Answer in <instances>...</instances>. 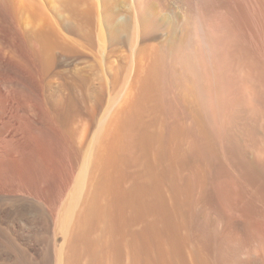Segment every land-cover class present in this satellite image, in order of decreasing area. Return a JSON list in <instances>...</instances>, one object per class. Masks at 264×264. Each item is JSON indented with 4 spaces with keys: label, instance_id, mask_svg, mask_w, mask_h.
<instances>
[{
    "label": "rangeland",
    "instance_id": "rangeland-1",
    "mask_svg": "<svg viewBox=\"0 0 264 264\" xmlns=\"http://www.w3.org/2000/svg\"><path fill=\"white\" fill-rule=\"evenodd\" d=\"M103 1H96V10L90 1L79 9L84 17L93 18L83 33V39L93 40V50V45L77 44L82 39L76 31L78 21L65 0H0V264H122L125 243L161 237L169 248L175 238L181 245L186 234L211 252L213 264H264V242L258 237L264 236V220L231 217L218 196L222 190L240 211L245 208L237 179L219 175L222 160L251 186L264 190V112L256 99L251 110L229 111L228 106L223 110L225 126L219 140L213 131L209 142L195 139L184 119L188 134L182 155L172 148L174 140L167 148L161 145L158 119L170 123L169 109L152 105L155 110L144 117L149 127L128 151L123 149L117 120L135 97V84L150 63L145 54L137 55L142 45L157 44L154 47L169 60L167 53L173 51L166 48L180 43L181 57L197 64L201 52L210 55V25L225 27L238 45L234 55L264 69V0H223L227 13L212 12L208 0H149L158 27L130 48L135 6L131 0L127 6H121L126 0ZM105 12L115 24L124 17L125 30L102 26ZM54 24L65 41L56 48ZM223 69L228 102L239 87L230 62ZM199 71L195 65L193 76L198 80ZM207 117L204 111L205 121ZM99 121L105 132L99 150L114 166L106 179L108 190L104 191L100 169L94 180L85 177L72 208L66 202ZM95 190L102 200L85 204L89 196L90 202L96 199Z\"/></svg>",
    "mask_w": 264,
    "mask_h": 264
},
{
    "label": "bare ground",
    "instance_id": "bare-ground-1",
    "mask_svg": "<svg viewBox=\"0 0 264 264\" xmlns=\"http://www.w3.org/2000/svg\"><path fill=\"white\" fill-rule=\"evenodd\" d=\"M89 1L92 6V9L96 10L97 9L96 1L98 0H65L67 7L70 11V14L78 21V24H77L78 26H77L76 31H77V35L80 36L82 39L79 40L78 42L76 40L75 42H77V44L82 47L83 46L88 47V46L93 45V50H94L93 40L83 39L84 38L83 33L88 31L90 29V26L93 25V18L84 17L79 12L80 7L84 4H87ZM131 1H132L133 6H135L136 8V13L134 14L133 18L130 19L131 25L133 26V31H132V40L129 41V44H130L129 48L135 44L136 40L140 36L141 38L143 37L147 38V36L153 31H155L158 27L157 17H156V14L152 11V6L149 0H131ZM208 1H209V4H208L209 8L212 12L222 10V11H226L227 13V8L223 0H208ZM128 2L129 0H126V3H124L121 6H127ZM103 5H104V9L106 10V5L104 4V1H103ZM102 17H103L102 26L105 25L106 27V24H107L109 25L107 27H111V29L114 30L113 27L116 28V26L112 27L110 25V24H113V25H117V28H119V30H125L123 26V22H122L124 17L121 16L118 19H115L116 24L114 22V17L108 16L107 12L103 13ZM4 26L7 28V25H4ZM210 26L212 30L211 32L212 37L210 38L211 45H212L211 50H210V55L206 56L203 52H201L200 55H198L200 60L197 61V64H194L193 61H187L186 59L184 60L183 58L185 56L181 57V55L183 56V51H182L183 49L180 43L177 44L176 42H174L173 44H171L170 46L166 48V50L173 51V52L167 53L169 60L163 59V56H162L163 52L159 50V48L157 49L154 47L157 44L153 46L150 45L151 47L142 45V47L139 48L137 55L140 54V56H142L141 54H145L147 56L146 61H150V63L147 64L148 66L145 69H142V76H140L141 77L140 80H137V83L135 84V90H137L135 97H132L130 105L120 115V119H117L119 120V124H120L119 126L120 127V137L122 139V142H124V144L122 143L123 149H126V151L131 149L134 146L133 143L135 142L137 135L140 133L142 134V132L147 127H149L150 123L149 122H148L149 124L146 123L144 121V117L148 115L150 110H155V108L152 109V105L158 108H161V106H163L165 107V110L166 109L170 110V113L172 116L171 118L172 121L170 123L165 118L162 119L161 117H159L158 119L159 131H162L160 132L161 133V145L167 148V145L169 142L171 143V141L173 140L176 141V143H174L173 141L172 148L179 155H182L181 154L182 150L185 147L184 138H185V135L188 134V130H186V126L184 125L185 123H183L184 119L188 120L191 133L195 139L202 138L203 140H206L207 142H209L212 131L214 132V135L217 136L218 140L222 138L221 133H223L222 129L224 128L225 125L223 126L224 120L221 119V117H222V114L224 113L223 110L227 106H228L227 109L229 111H232L233 109L235 111V109L238 107H245L251 110L253 107H255L254 106L255 103L253 102V99L254 100L256 99L262 111L264 112V69L260 68V66L257 63H255L254 61H252L251 59L243 55H237V56L234 55V53H237L234 51L238 45L236 46L235 40L231 36L232 34L230 35V32L227 31V28L224 27L219 30L213 25H210ZM103 28H102V35L101 33H99V36L101 35L102 38H104V31H105V30L103 31ZM116 31L117 30H115V32ZM32 40L33 39L30 40V43L33 45ZM64 42L62 43L61 35L58 33V30L56 29L55 24H54V48H56L55 47L56 45L58 46H62V44L64 45ZM72 42L74 41L72 40ZM232 54L234 56H232ZM225 59L229 61H224ZM225 62H230V64L232 65L234 73L237 77L235 75L233 76L236 77V82L238 83V87H239L238 88L239 91L237 92V94H234L236 95L235 98L234 99L232 98L228 102H227L228 88L226 87L227 86L226 85L227 82H225L226 78H224L226 72L224 73V69H223ZM195 65L200 70L199 71L201 73V77H199L200 80L196 79V76L195 77L193 76L194 75L193 72L195 73ZM159 67H160V72H159ZM162 71L165 74L163 76L164 78L161 75ZM198 81L201 83L200 86L196 85ZM197 86L200 88L198 89ZM230 98L231 97H229V99ZM204 111L206 112L208 116L207 117L208 119H206V121L204 120L205 117L203 118ZM106 112L107 110L103 112V115ZM103 115L102 117H104ZM102 121H104V119ZM100 122L101 121L98 122V127H96L95 131L92 133V138H91L92 143H90V145L86 147L87 149L85 150V152L83 151L84 153H83L82 158L80 157L82 159L80 163V170H79L77 178L74 179L75 181L74 186L66 202L68 205L72 206V208L79 201V197L83 189L85 177L88 176L89 179H93L95 177V173L100 169L104 172V175H103V180H104L103 183L105 184L104 191L108 190L106 187L107 185L106 179L107 177H109L111 172L114 170V166L111 163H106V161L102 158L103 156L102 151L99 150V148H101L103 144V138L105 139V132H102L103 130L100 128L102 126ZM218 158L216 159L219 160ZM223 163L224 162L222 160L221 161V171L219 175L229 176V177H233L237 179L238 186L241 192L240 194L242 195L245 201V208L243 207L244 209L240 211L238 209L239 207L231 203L230 200L226 197V195L222 192V190L217 189L220 204L222 205V207L229 213L231 217L240 216V218L242 217L241 219H244L246 222H249L252 219L251 217H260L261 219L264 220V190L260 189L259 186L258 187L251 186L249 182L246 181L247 180L246 178H241V176H239L238 173L236 174L234 172L235 170H232L230 166H228L225 163L223 164ZM138 164L139 163H137V167H138ZM105 165H106V168H105ZM135 165L136 163H134L133 166ZM169 168L172 169V167H169ZM179 178L181 179V177ZM208 182L210 181H206L204 183V186L206 187V189H207ZM200 190L201 189H199V191ZM90 192L91 191H89L87 194L90 195ZM95 192H96V199L90 202V196H89V198L87 197L88 199L86 198L85 200H83L85 204H92L95 202L99 203L102 200L99 194V191L95 190L94 193ZM146 207L148 208V206ZM67 215L69 216V213H66L64 218L62 219L63 221L61 225L62 228H64L65 225L67 224L66 222ZM236 233H238V231ZM63 235L64 234H62L61 236ZM231 235L235 236L236 234H231ZM258 237H260L259 239H261L263 243L264 236L262 237L258 235ZM170 243H171L170 247L168 248L166 246L168 244V241L165 239H162L161 237L154 238V239L142 237L140 240L133 241V243L129 244V246H127L125 243V245L123 244V248H122V251H123L122 264H128L130 261L129 260L130 258H133V262L135 264H213L214 262L213 261L214 257L211 255V252H208L206 249H204V247L201 245L199 241L192 239L187 234L185 235L184 238H182L181 243H180L182 247L186 246L185 248H183L184 256L182 254L181 245L176 243V238L172 240V242ZM82 245L80 244V246ZM128 250H130V254L127 253ZM57 255L58 254H56V256ZM129 255H131L132 257H130ZM125 258H126V261L124 263Z\"/></svg>",
    "mask_w": 264,
    "mask_h": 264
}]
</instances>
